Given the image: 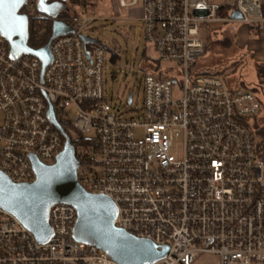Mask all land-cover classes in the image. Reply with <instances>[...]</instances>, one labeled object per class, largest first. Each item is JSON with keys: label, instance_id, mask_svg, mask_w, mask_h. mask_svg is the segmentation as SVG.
Here are the masks:
<instances>
[{"label": "built area", "instance_id": "1", "mask_svg": "<svg viewBox=\"0 0 264 264\" xmlns=\"http://www.w3.org/2000/svg\"><path fill=\"white\" fill-rule=\"evenodd\" d=\"M221 1L144 0L146 36L168 65L144 76L142 120L118 117L105 100L107 49L84 35L93 22L86 13L50 42L45 67L35 54L14 59L0 33V170L15 182L35 181L31 156L53 164L64 149L50 109L61 123L68 119L59 112L73 105L74 127L95 139L76 149L78 179L115 202L118 227L170 246L150 264H194L201 254L213 264H264V153L249 119L263 104L253 91L196 69L208 46L202 26L262 28L264 0ZM37 18L50 19L39 11ZM76 221L74 205L54 204L53 237L39 242L0 206V264H120L76 241Z\"/></svg>", "mask_w": 264, "mask_h": 264}, {"label": "water", "instance_id": "2", "mask_svg": "<svg viewBox=\"0 0 264 264\" xmlns=\"http://www.w3.org/2000/svg\"><path fill=\"white\" fill-rule=\"evenodd\" d=\"M35 1L37 10L51 18L68 9L65 0ZM26 3L27 0H0V33L9 42L14 59L23 53L35 54L45 67L50 61V42L58 34L72 31V28L61 20H55L51 41L43 48H32L28 45L29 15L19 13ZM132 101L131 93L129 103ZM49 116L65 137L64 149L53 164H44L31 156L36 173V179L31 183L15 182L0 170V206L13 213L39 242H47L54 234L50 224L51 207L56 203H69L77 209L73 229L76 241L98 247L120 264H150L166 257L169 245L158 246L118 227L115 202L107 195L89 192L81 184L77 174L81 162L76 156L75 146L52 108Z\"/></svg>", "mask_w": 264, "mask_h": 264}, {"label": "rangeland", "instance_id": "3", "mask_svg": "<svg viewBox=\"0 0 264 264\" xmlns=\"http://www.w3.org/2000/svg\"><path fill=\"white\" fill-rule=\"evenodd\" d=\"M89 7L74 5V15L86 13L93 22L84 35L100 42L107 49L104 67L105 100L112 105L116 115L123 119L142 120L144 98V76L157 66L165 68L168 63L159 60V54L152 41H149L140 13L144 0L134 5L121 6L120 0H88ZM132 3L133 0H125ZM235 0H222L234 3ZM70 6V5H69ZM33 19L37 11L27 9ZM231 16V14H230ZM48 20H37L41 33ZM250 23L240 21H219L202 26L200 36L209 46L199 58L196 69L200 72L218 73L227 84L235 89L251 90L261 100L263 108L258 117L264 124V84L257 74V65L262 63L250 49L251 41L257 40V29ZM133 101L129 103V96ZM177 94V92H174ZM79 110L67 106L59 116L75 121ZM2 113H0V121ZM94 135V131L88 133ZM213 258L201 254L194 264H213Z\"/></svg>", "mask_w": 264, "mask_h": 264}, {"label": "trees", "instance_id": "4", "mask_svg": "<svg viewBox=\"0 0 264 264\" xmlns=\"http://www.w3.org/2000/svg\"><path fill=\"white\" fill-rule=\"evenodd\" d=\"M65 4L68 6V9L62 10L55 18L48 19V23L46 24L45 31L41 33L36 26V22L38 18L33 19L32 16L30 17L29 21V38H28V45L32 48H40L46 46L53 36V23L55 20H61L68 25H75L76 19L78 18L74 15V11L71 7L74 5H83L84 7L88 8L90 2L88 0H65ZM70 5V6H69ZM40 21V20H39ZM253 28L258 29L259 27L255 24H252ZM209 46H205L204 53H206ZM157 66L155 69H157ZM218 74V73H216ZM257 74L261 84H264V63H259L257 65ZM249 90V89H248ZM251 120L250 126L254 128V131L257 136V150L260 154L264 153V124L262 123V119L258 116L250 117ZM61 125L64 128L65 132L69 136L71 143L77 149L79 146L88 147L89 145L95 144V139H87L84 138L74 127L73 121L62 120ZM63 144L65 142V137L62 135ZM82 163L83 160H82Z\"/></svg>", "mask_w": 264, "mask_h": 264}, {"label": "crops", "instance_id": "5", "mask_svg": "<svg viewBox=\"0 0 264 264\" xmlns=\"http://www.w3.org/2000/svg\"><path fill=\"white\" fill-rule=\"evenodd\" d=\"M58 1H62V0H58ZM49 2H51V0H49ZM52 2H56V1H52ZM137 3H138V1L134 4H137ZM134 4L130 3V5H134ZM140 13H141V16H143L144 3L142 5V7L140 8ZM53 18H55V17H53ZM68 26L71 27L70 25H68ZM257 32L259 33L258 38H257V40L251 41L250 49L254 50L255 53H253V55L255 57H257V59H260L262 63H264V26L262 28H258Z\"/></svg>", "mask_w": 264, "mask_h": 264}, {"label": "flooded vegetation", "instance_id": "6", "mask_svg": "<svg viewBox=\"0 0 264 264\" xmlns=\"http://www.w3.org/2000/svg\"><path fill=\"white\" fill-rule=\"evenodd\" d=\"M52 1H58V0H51V2H52ZM31 6H33V8H34V10H35V12H36V10H37V2H36L35 0H27L26 5L20 10L19 13H22V14L26 13V14L29 15V18H30V17H31V14L29 13V11H28L27 9L30 10V7H31ZM34 10H33V11H34ZM33 11H32V12H33Z\"/></svg>", "mask_w": 264, "mask_h": 264}]
</instances>
